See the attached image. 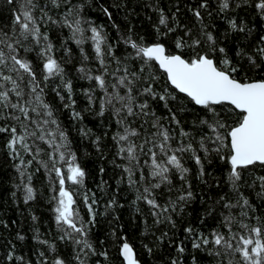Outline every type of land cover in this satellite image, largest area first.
<instances>
[{"label": "snow or ice", "instance_id": "1", "mask_svg": "<svg viewBox=\"0 0 264 264\" xmlns=\"http://www.w3.org/2000/svg\"><path fill=\"white\" fill-rule=\"evenodd\" d=\"M6 2L15 7L11 27H0V120L12 123L0 126V133L10 134L5 146L12 158L19 161L15 165L21 178L17 189L23 192L26 204L35 199L32 175L26 172L33 161L50 176L55 174L58 189L54 183L51 187L54 194L50 198L54 204L55 223L62 233L61 240H70L80 246L74 256L77 264H87L89 255L103 256L106 261L109 258L106 251L97 253L87 239L88 225L95 223V194L91 202L87 193L84 194V204L89 214V220L85 222L76 207L77 194L66 187V181L81 186L85 172L76 163V156L68 147L67 134L55 118L53 107L45 99L48 84L58 78L60 84L53 83L52 91L64 108L73 109V119L83 117L74 110L76 101L72 98V83L65 79V69L55 58V46L48 33L41 31V25L49 22L58 29L66 27L69 30V38L80 47L84 62L89 60V56L83 45L91 42L97 74L93 75L94 70L83 64L77 71L82 78L93 81L102 95L97 97L92 88L85 89L84 95L89 105H95L99 99V116H104L107 111L115 120L120 130L112 139L117 145V156L125 161L117 167L122 168L129 186H142V191L136 188V199L149 206L155 222L159 224L166 220L174 226L171 215L163 214L169 213L170 209L176 211L178 203H187L193 198L187 180L191 170L185 166V157L195 162L199 178L206 182L203 181L206 175L205 161L210 163L209 157L214 153L227 165L226 182L236 194V199L233 203L225 197L220 198L223 208L228 210L227 215L222 214L220 226L226 231L214 230L211 238L199 234L192 247L201 249L211 244L213 247L209 254L217 258L218 264H225V261L226 264H264V215L257 216L259 209L240 191L242 185L253 187L258 181L260 190L257 196L264 201V175H256L257 170H264V77L257 79L247 74L252 70L264 71V37L260 38L261 44L253 52L239 51L241 60H246V67L241 60L234 63L223 47H217V41L206 26L201 30L203 40L192 38L191 30L179 23V6L171 17L162 8H155L159 13L158 25L155 26L157 35L167 36L177 29L183 30L182 36L174 38L178 51H169L162 42L146 44L143 38L133 39L128 35L122 39L130 51L121 57L109 44L103 26L93 25L81 15L83 4L76 0ZM241 3H250L264 19V0H219L218 7L224 13L233 4L240 7ZM208 7V0H201L199 5L189 10L197 20L202 21L201 9L207 10ZM102 11L111 20L109 10L102 8ZM226 19L232 31H245V27L237 24L236 19ZM161 26L164 31H161ZM185 47L193 50L190 56H185ZM64 50L70 54L67 41ZM28 53H35L40 62L39 68L33 58L26 55ZM111 62H115L116 68L109 72ZM160 73L165 79L158 87ZM61 85L67 92V99L61 94ZM177 94H182L193 105L204 110L207 118L201 119L200 125L209 129L211 135L205 134L196 140L181 128L179 135L182 139L178 140L162 123V120L170 119V122L180 125L177 113L169 107L171 101L178 100ZM150 101L163 102L169 116H158ZM178 110L185 109L180 105ZM231 117L235 119L228 123ZM146 118H150V127L145 126L149 123ZM84 134L87 135V132ZM193 140H196L195 145ZM41 143L51 149L47 161L38 159L44 152ZM24 155L32 159L25 160ZM60 162L67 165L66 173L58 166ZM176 176L183 182L181 188L176 189L180 194L175 200L169 197L163 205L158 203L156 190L166 188L171 193ZM184 185L187 190H184ZM114 204L115 200L109 201L108 207ZM237 208L240 209L239 219L233 214V209ZM180 211H183L182 207ZM32 219L35 221L37 218L33 216ZM185 231L191 235L194 230L188 227ZM18 238L24 239L19 235ZM122 239L119 255L123 264H139L133 247L126 238ZM159 239L163 240V236ZM39 243L48 244V241L39 240ZM177 250L183 253L185 248L178 245ZM148 251L151 252V249ZM39 257L38 264H47L43 252L39 253ZM6 259L18 264H31V261H25L23 256H15L13 252H9ZM52 264H66V261L57 257ZM172 264L178 262L173 260Z\"/></svg>", "mask_w": 264, "mask_h": 264}, {"label": "trees", "instance_id": "2", "mask_svg": "<svg viewBox=\"0 0 264 264\" xmlns=\"http://www.w3.org/2000/svg\"><path fill=\"white\" fill-rule=\"evenodd\" d=\"M83 4L81 15L92 22L93 25L103 26L104 33L107 35L109 44L113 45L116 55L126 54V46L122 37L131 35L133 39L143 38L144 42H162L171 52H177L174 38L183 35L182 29H177L175 33L167 36L157 35L155 26L158 25L159 13L155 8H162L166 15L176 11L179 6L177 17L179 23L191 30V37L204 39L202 29L211 32L217 41V47H223L229 59L234 63L241 60L238 55L240 50L251 53L255 47L261 44V37H264V19L251 6V4L241 3L240 7L233 6L227 12H220L219 0H208L207 10L201 9L203 20H197L190 8H194L201 3V0H76ZM231 2V0H230ZM152 5V7H149ZM15 5L7 4L6 0H0V27L10 28L12 23L13 8ZM107 8L111 13V20L102 11ZM209 13H211L209 15ZM39 15V13H37ZM226 18H234L237 24L245 27L244 32L232 31L229 28ZM131 30V31H129ZM250 30V31H249ZM41 31L47 32L51 42L54 44V55L65 69V79L72 83V98L76 101L75 111L80 112L83 119H73L72 108H64L62 102L52 91L53 83L60 84L57 78L50 82L45 89V99L53 107L55 118L60 127L66 132L69 150L75 154L76 163L84 170L85 177L81 186L71 185L66 181V187L73 190L76 195V207L79 208L82 219L89 220L88 210L84 204V194L87 193L89 202L95 194L97 203L93 205L95 211V223L89 224L87 239L96 249L97 253L106 251L108 261L103 256L89 255L87 264H123L119 249L126 238L136 253L139 264H172L176 260L178 264H218L217 258L210 255L212 245L202 246L201 249L192 247L196 236L202 234L211 238L214 230L222 229V214L227 215L228 210L223 208L221 197L230 199L235 203L236 194L232 192L230 185L226 182L227 165L221 162L213 153L209 160L205 161L206 175L203 181L198 176V166L193 160L185 157V166L191 171L187 180L191 185L193 198L187 203H178L177 210L165 213L171 215L172 223L166 220L157 224L156 218L152 215V210L142 200H137L136 188L129 186L126 176L121 167L124 164L117 156V145L112 139L113 135L120 130L112 118L110 112H105L104 116H99V99L95 105H89L84 95V90L92 88L97 97L102 93L95 88L93 81L82 78L77 71L83 64L93 69V75L97 74V63L95 54L88 41L83 45L84 51L88 54L89 60L82 61L80 47L77 46L70 37L69 30L65 27L58 29L50 22L41 25ZM161 31H164L161 26ZM90 35V33H89ZM185 39H188L185 37ZM67 41V48L70 54H66L64 44ZM190 43V40H189ZM207 48V45H204ZM185 56L193 53L191 48L185 47ZM31 56L40 67L35 53L26 54ZM247 67L246 60H241ZM116 68L115 62H111L109 72ZM264 68V63H262ZM253 78L264 77V71L252 70L247 73ZM165 79L160 73V80L157 82L159 87ZM61 94L67 99V92L60 87ZM178 100L171 101L169 107L177 113L180 125L170 122V119L162 120L171 133L182 139L179 135L181 128L189 132L192 137L199 140L202 135H211L206 127L200 125L201 119H206L204 110L193 105L182 94H177ZM152 109L161 117H168V109L163 102L150 101ZM183 105L184 111H179ZM210 115V114H209ZM149 123L145 125L150 127ZM235 117H231V123ZM11 121L0 120V126H4ZM202 129V131H198ZM87 132V135L84 133ZM10 138L9 133H0V264H18L16 261L9 262L6 257L9 252L15 256H23L25 261L31 264H38L39 253L43 252L47 264H52L57 257L66 261V264H77L74 259L80 246L73 244L70 240H61L62 233L58 230L55 223L54 204L50 202L54 194L51 187L55 183L58 189V181L55 174L49 173L40 166L35 160L26 169L32 175V186L35 189V199L27 204L23 200V192L17 189L21 183V178L16 171L15 165L18 160L13 159L6 143ZM99 138V139H97ZM193 140V144H196ZM44 152L38 157L39 160L47 161L48 153L51 151L47 144L41 143ZM203 156V153H201ZM25 160L32 159L31 156L24 155ZM58 159V154H57ZM66 173L67 165L60 162L59 165ZM39 168V171L36 169ZM103 169V172H101ZM138 175V174H137ZM256 175H264V170H257ZM251 183V181H249ZM174 189L171 193L166 188L156 190L157 202L165 204L171 197L175 200L180 194L176 189L181 188L183 182L178 176L173 178ZM219 185V186H218ZM184 190L187 186L184 185ZM259 182L253 187L242 185L240 191L249 199L250 203L259 210L257 216L264 215V201L258 196ZM15 193V196H13ZM115 200L112 207H108L109 201ZM218 201H220L218 203ZM183 211H180V208ZM240 209H233V214L239 219ZM37 219L34 221L32 217ZM193 228V234L185 231L186 228ZM164 233H167L164 236ZM19 236L24 239L20 240ZM163 236V240L159 239ZM39 240L48 241V244L39 243ZM183 246L185 251L180 253L177 246ZM147 246V247H146ZM151 249V252L148 251ZM226 264V261H225Z\"/></svg>", "mask_w": 264, "mask_h": 264}]
</instances>
